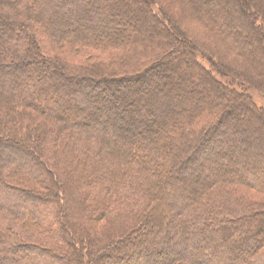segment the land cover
Segmentation results:
<instances>
[{
	"label": "trees",
	"instance_id": "16d2710c",
	"mask_svg": "<svg viewBox=\"0 0 264 264\" xmlns=\"http://www.w3.org/2000/svg\"><path fill=\"white\" fill-rule=\"evenodd\" d=\"M131 1L0 0V264H87L88 254L92 255L88 264H97L98 258L108 254L113 264H123L124 256L132 258L131 264H237L242 257L248 264H264V236H260L264 201L240 194L245 189L264 195V143L253 153L245 145L257 142L264 130V108L249 93L234 91L203 67L197 53L188 52L190 78L199 80L201 90L193 88V97L184 106L171 99L158 110L161 126L165 125L161 137L172 132L185 141L180 146L190 154L183 157L186 163L167 161L170 168L160 177L156 144H150L153 136L144 138L147 145L141 143L143 139L135 140L130 149L133 136L143 138L142 133L116 125L125 119L114 114L115 108L123 107L113 89L138 87L162 62L181 56L176 48L179 38L151 5L144 8L155 24H163L161 37L155 36L158 28L152 26L151 34L133 43L113 30V11ZM211 1L192 0L191 7L201 12L208 30L226 37L237 50L244 43L228 37L237 33L234 28L264 29V10L255 17L259 8H251L243 18L239 16L243 5L229 13L219 9L223 15L233 14L234 22V28L225 22L220 28L219 21L225 17L209 11L210 19ZM73 22L77 27L71 26ZM261 55L259 71L264 69V51ZM174 77L181 76L175 73ZM113 82L120 84H113L109 99L101 101L100 88ZM242 82L260 84L258 91L264 87L258 77ZM85 84H90L88 94L83 91ZM71 99L86 108L74 105L69 116ZM238 108L252 118L260 117L257 124H231ZM112 111L113 124L99 122L101 115ZM223 127L224 135L233 133L236 142L214 149L215 133ZM139 147L144 156L137 154ZM249 153L251 159L245 156ZM198 155L214 167H200L207 174L199 187L179 184L177 177L184 173L187 160ZM214 156L227 161L228 167ZM237 161L240 164L233 174ZM72 180L81 189H66ZM224 181L232 188L222 193L227 187ZM161 207L171 214L162 217ZM134 227L146 230L148 238L127 240ZM113 231L123 233L120 241L127 240L125 249H116L113 237H107ZM243 231H248L244 240L221 246ZM87 243L98 246L92 249ZM209 244L207 256L202 248ZM127 245L133 248L129 251Z\"/></svg>",
	"mask_w": 264,
	"mask_h": 264
},
{
	"label": "rangeland",
	"instance_id": "374dc122",
	"mask_svg": "<svg viewBox=\"0 0 264 264\" xmlns=\"http://www.w3.org/2000/svg\"><path fill=\"white\" fill-rule=\"evenodd\" d=\"M219 2L220 4L212 0L211 2H209V7L207 8H209L208 15H210L209 11L211 12L218 11L220 18H222L223 16L225 17L224 21L222 19L221 21H219L220 28H223L224 22L227 25V27L229 26L234 28L233 14L230 13L231 15L227 16L226 14L224 15L221 14V12L223 11L224 13L226 11L229 13L231 12L232 8L236 9V6L238 5L241 6V8H243L244 6L243 10L241 9V13H239V16L241 15L243 18L248 17L246 11L252 12L251 8L256 10L257 7L259 8L260 14L256 12L255 17L263 15L261 12H263L264 10V0H233V1L220 0ZM131 3L134 6L130 3L129 4L125 3V5L121 6L120 9L118 8L115 11H113V30L117 29L120 32L119 33L120 35L124 34V36H126L129 41L133 40V43H136L138 38L143 39V36L151 34L152 26L158 28L157 31L158 34L155 33V36L161 37L163 34L160 32L162 30L163 24L162 23L155 24L153 20L149 17L147 11H145L144 8L146 5H151L152 8H154V10H157L159 12L160 17L167 20L166 24L169 27V30L172 31V33L176 36L177 39L179 38V40H177L176 42L178 44L176 48L180 50L181 56L183 54V58H180L181 56H178L179 58L175 57L176 59L174 58V61L168 60L169 62L168 61L164 63L162 62V65L159 67V69H156L155 72H153L152 75L147 80H145V82L139 84L138 87L125 85L121 87L119 91H117V89H113V93L115 97L119 98V103L123 107V109L115 108L114 114L117 117H121L125 119V122L123 121L122 123L117 122L116 125L118 126L120 125L125 129H133V130L137 129L136 131L140 130V133H142L141 135L143 136V138L133 136L134 140H132L133 142L131 143L133 145L130 146V149H133V147L135 146L134 145L135 140L140 141V139H143L141 140V143H143V145L144 143L145 145H147L146 144L147 140H145L144 138L146 136L147 137H150L151 135L153 136L152 140L150 141V144L151 145L156 144L155 161L159 166L158 171L160 172V177H164L163 170H168L170 168V166L166 165L167 161L171 159L172 163L175 162V164L186 163V160L183 157H185V155L190 154L188 150L186 151L182 148V146H180L182 145V143H185V141L183 140L179 141L178 136L174 135L172 132H169L168 135H164L163 137H161L162 129L165 125L161 126L163 118H162V113L160 112V110H158L159 106L162 107L165 103H167L171 99L175 102L176 101L180 102L181 105L184 106V104L188 102L189 96L191 95V97H193V93L191 92L193 88H197L198 91L201 90L200 86L198 85L199 80L197 79L196 82V80H192V78H190L189 69H191V65L187 59L188 52L194 51L195 53H197L198 62L203 67H205L206 69H210L214 74V76L220 79H224L226 85L231 87V89H235L234 91L236 90L240 91V94L242 95H244L245 93H249L254 103L264 108V87L260 89L261 91H258L257 85L261 87L260 84L245 85L246 83L242 82V80H244L246 77L252 79V81L256 77H258L261 80H264L263 67H260L261 71H259L258 69V62L259 61L261 62V56H262L261 54L264 51V29H258V31L256 32V31H250L245 27L242 30H238L234 28V30L237 31V33L230 34L228 35V37L230 39L241 40L244 43L243 47H239L237 50L227 42L226 37L222 38L218 33H216L213 30H208L204 26L203 19L200 16L201 12L196 13L194 9L191 7L192 0H132ZM126 5L128 7H125ZM222 6L223 8H220ZM128 8H131L130 11H127ZM136 9H138V12L135 11ZM219 9H222V11H219ZM211 18L212 17L210 15V19ZM262 18H264V16ZM102 25H105L106 27L110 26L109 24H102ZM71 26L77 27L76 22H73ZM154 32L156 31L154 30ZM155 36L154 34H152V38ZM169 68L170 69L173 68V70L171 69L172 71H170ZM175 73L177 75H180L181 77H177V79H175L174 77ZM234 76H236L237 78H235ZM116 77L117 76L113 74V79ZM229 78L235 79L233 80L232 84H229L228 82V80H230ZM113 84H115V86L116 85L118 86V84L120 83L113 82L110 84H104L100 88L101 101H104V99L107 100V98L109 99V95L111 94L110 89H112L111 87L114 86ZM89 85L90 84H85L83 87V91L87 94L89 92L88 88H90ZM244 86L245 87L247 86L248 89L247 91H244L243 89ZM156 93L159 96H157ZM154 94L156 95V97L152 98ZM117 103L118 102L115 99H113L114 106H116ZM77 104L78 103L75 100L73 101L71 99L69 101V106L67 107V113L69 114V116L71 115L70 113L74 112V105ZM78 105H80L81 108L83 109L86 108L82 103ZM234 112L237 115L236 116L237 119L230 120L231 124L246 123V126L247 124L253 126L254 124H257L256 122H258L260 119V117L257 118L255 117L256 119L252 118L251 115H249L245 109L238 108ZM83 115L84 113H82L80 117L83 120H85ZM112 116H113V111L112 114H103L101 115L99 122H101L102 124H107V123L113 124V120L111 119ZM225 131L227 130L225 129V127H223V129L219 134L215 133L213 141L217 140L219 142L217 141L213 142L214 149L219 148L220 145L224 146L225 144L226 146H228L229 144L236 142V140H234L233 138L235 137L234 134L231 133L230 135H224ZM114 134L117 135L116 132ZM258 135L259 137H256L258 143L254 142L249 145L245 144L248 147V150H251V153H253V151L256 150L258 146H261L260 145L261 143L262 144L264 143V130L262 129ZM123 146L124 148H127V145L123 144ZM149 153L151 155V152ZM251 153H249L248 155L245 154V156L248 159H251V155H250ZM137 154L138 155L142 154L140 156H144L143 149L141 147H139ZM140 156H138L139 159L141 158ZM214 159L215 160L218 159L220 161V164L222 163L225 167H228L229 165V163L227 161L224 162L222 158H218L214 156ZM187 161L188 163L186 164L185 171L182 175L180 176L178 175L177 181L179 182V184H186L190 187H197V186L199 187V183L205 180L207 174L204 168L207 169L206 166H209L210 167L209 170H212L213 165L211 162H207V160L204 159V157L201 155L200 156L198 155V158L197 157L190 158ZM239 164L240 162L237 161L234 164L236 167H232L233 174L237 172V168ZM201 166H204V168L203 167L200 168ZM151 169L153 172L157 170L154 168ZM188 174L189 175L193 174V176L190 177ZM153 177H152V183L154 184L156 181L153 180ZM223 186H227V183L225 181L223 182ZM81 187L82 186L79 182H75L74 180H72L71 182L68 183L66 189H70V191L74 192L77 191L78 189H81ZM228 187L229 186L224 187V189L218 187V189H221V192L223 193V190L227 189ZM161 188L162 187L159 186L158 190H161ZM163 188L166 189L167 188L166 185L163 186ZM231 188L232 187H229V189ZM240 194L241 195L246 194L251 201H260V202L264 201V195L262 193L242 189L240 190ZM94 197L97 198V196ZM99 197L100 196H98V198ZM162 200H164V196ZM160 214L162 215V217L164 216L168 217L171 214V211H167V209L165 210L163 209V207H161ZM165 228H168V222L167 225H165ZM69 229L71 230V228ZM76 230L77 228L72 230V232L73 231L76 232ZM132 230H133V232L131 233L132 235L127 236V240L134 239L138 241L139 239L148 238L146 235V230L144 231L142 227H140V229L134 227V229ZM120 232L113 231V234L107 235V237H113V244H115L116 249L124 248L123 246H125L127 242L126 239L125 241L124 240L120 241L121 239H124L122 238L123 233ZM235 234H236L235 236L236 238L225 239V242L221 244V246L224 245V247L226 248L230 244H238L239 241L244 240V237L248 234V231H243L240 232V234L238 233ZM104 236L105 233L102 236L103 239ZM162 236L163 235H160V239L164 238ZM260 236H264V232L263 233L261 232ZM103 239H99L100 243L102 242ZM150 243L151 245L155 243V245L158 246V243L155 241H151ZM216 243L217 240H214L213 245H215ZM86 246L87 247L90 246L93 249L96 248L98 245L87 243ZM127 246H128L127 250L129 251L133 248L132 246L129 245ZM165 247L168 248L170 246L166 245ZM211 247L212 246L209 244L207 246H203L202 248L203 250L205 249V254L207 256H209ZM112 251L110 253L116 254L115 253L116 250H112ZM102 252L103 253L101 254L105 255V253H107V250L105 252L104 251ZM87 257H88L87 258V264H88L92 255L89 256L88 254ZM121 259L122 261L120 260V262L123 264L133 263L132 258L128 256H124V258ZM222 263L224 264L225 262L223 261ZM97 264H113V256L108 254L107 256H103V258H98ZM149 264H157V262H150ZM237 264H248V263L245 257H242L237 261Z\"/></svg>",
	"mask_w": 264,
	"mask_h": 264
}]
</instances>
